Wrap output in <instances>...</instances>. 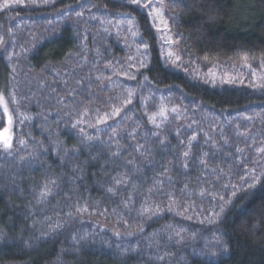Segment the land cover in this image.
<instances>
[{
  "label": "trees",
  "instance_id": "1",
  "mask_svg": "<svg viewBox=\"0 0 264 264\" xmlns=\"http://www.w3.org/2000/svg\"><path fill=\"white\" fill-rule=\"evenodd\" d=\"M163 5L0 9V264H264V0Z\"/></svg>",
  "mask_w": 264,
  "mask_h": 264
},
{
  "label": "snow or ice",
  "instance_id": "2",
  "mask_svg": "<svg viewBox=\"0 0 264 264\" xmlns=\"http://www.w3.org/2000/svg\"><path fill=\"white\" fill-rule=\"evenodd\" d=\"M20 2H21V0H15V3H20ZM45 2H47V0H45ZM128 2H130L131 4L139 6L142 10L145 8L149 9L148 15L150 17H152L154 20L159 18L160 23H162L165 27H167L168 21L166 19H164L165 14L163 12V7H164L163 0H145V2H142V0H128ZM172 2H173V5H175L176 3H182L183 0H172ZM12 3H13V0H4V3L0 4V9L7 10L9 7L12 6ZM77 15H81V13H77ZM132 95H133L132 92L128 93L129 97H131ZM127 103H131V100L129 99L127 101ZM2 104H4V98L2 95H0V105H2ZM120 111H121L120 108H116L113 115H118L120 113ZM4 113H5V115L8 114L7 105H4ZM99 122L103 123L105 121H104V119H101ZM11 123H12V119H11V117H9V125H11ZM193 139H195V137H193ZM0 143H2V146H3L5 153L8 156H11L12 155V151H11V149H12V136L9 135V128L8 127L4 128L3 131L0 132ZM20 143L23 144L24 141H21ZM238 151H239V149H238ZM187 155H188V153L186 152L185 156H187ZM52 183L55 184V181H52ZM116 183L120 184V183H122V181L120 179H117ZM108 191L111 192V191H113V189L109 188ZM49 194H50V190L47 189V187H45V189L41 193V198H43L44 196H47ZM85 210H87V209H85ZM77 211H80V209H77ZM143 211L149 212L150 209L144 208ZM215 215L218 216L219 214H215ZM117 235H119V234H117ZM176 235L179 236L180 233L177 232ZM73 239L75 240L76 237L74 236ZM169 239H171V237H169ZM213 255H215V253H213ZM158 259L163 261L164 256H159Z\"/></svg>",
  "mask_w": 264,
  "mask_h": 264
},
{
  "label": "rangeland",
  "instance_id": "3",
  "mask_svg": "<svg viewBox=\"0 0 264 264\" xmlns=\"http://www.w3.org/2000/svg\"><path fill=\"white\" fill-rule=\"evenodd\" d=\"M157 21H160L159 18L157 19ZM6 127L9 128V118H7V124ZM3 131V130H2ZM1 131V132H2ZM2 145V143H0ZM104 231L110 233L113 237H115L116 239H120V240H125L127 239V235L121 234L119 231L115 230L114 228L110 227H104ZM119 234V235H117Z\"/></svg>",
  "mask_w": 264,
  "mask_h": 264
}]
</instances>
